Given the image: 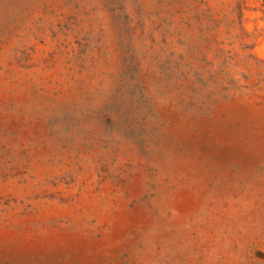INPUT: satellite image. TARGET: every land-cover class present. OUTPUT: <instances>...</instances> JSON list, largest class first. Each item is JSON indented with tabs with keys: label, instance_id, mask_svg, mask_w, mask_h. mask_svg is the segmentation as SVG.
I'll return each mask as SVG.
<instances>
[{
	"label": "rangeland",
	"instance_id": "1",
	"mask_svg": "<svg viewBox=\"0 0 264 264\" xmlns=\"http://www.w3.org/2000/svg\"><path fill=\"white\" fill-rule=\"evenodd\" d=\"M0 264H264V0H0Z\"/></svg>",
	"mask_w": 264,
	"mask_h": 264
}]
</instances>
